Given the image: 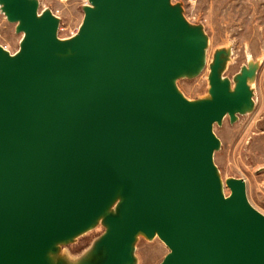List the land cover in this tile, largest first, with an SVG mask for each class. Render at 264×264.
<instances>
[{
	"label": "water",
	"instance_id": "95a60500",
	"mask_svg": "<svg viewBox=\"0 0 264 264\" xmlns=\"http://www.w3.org/2000/svg\"><path fill=\"white\" fill-rule=\"evenodd\" d=\"M0 4L24 32L16 54L0 45V264H63L50 251L104 213L93 264H133L140 231L169 247L160 264H264V214L214 160L252 70L232 91L218 52L211 98L179 92L207 38L171 0H90L69 39L39 0Z\"/></svg>",
	"mask_w": 264,
	"mask_h": 264
},
{
	"label": "rangeland",
	"instance_id": "374dc122",
	"mask_svg": "<svg viewBox=\"0 0 264 264\" xmlns=\"http://www.w3.org/2000/svg\"><path fill=\"white\" fill-rule=\"evenodd\" d=\"M39 3L40 12L49 9L58 17L59 38L69 39L79 32L90 0H39ZM171 4L179 6L184 18L200 28L208 40L205 68L199 73L180 75L176 80L185 97L191 101L211 98V67L218 52H229L221 77L234 89L244 69L255 72V107L233 116L227 114L214 124L221 142L214 160L225 184V194L231 193L227 186L229 178L244 179L249 203L264 214V0H171ZM23 37L18 22L10 21L0 8V45L16 54ZM119 201L118 197L111 204L110 212L117 210ZM106 230L103 217L82 233L58 242L50 251V260L71 264L92 248ZM169 250L159 236L137 234L133 264H160Z\"/></svg>",
	"mask_w": 264,
	"mask_h": 264
},
{
	"label": "bare ground",
	"instance_id": "6f19581e",
	"mask_svg": "<svg viewBox=\"0 0 264 264\" xmlns=\"http://www.w3.org/2000/svg\"><path fill=\"white\" fill-rule=\"evenodd\" d=\"M88 6L94 7L92 4H88ZM1 7H2V4H0V8ZM207 44H208V40H207ZM206 48H207V46H206ZM228 53H229L228 51H224L221 54V68H220V71L222 70V68L225 65L226 58L229 56ZM207 62H208L207 49H205L204 57H203L201 63L196 67L194 72H197V73L201 72L205 68V65L207 64ZM250 64H251V66H253V64H254V61L252 60V58L250 59ZM254 80H255V72L254 71H250L249 74H248V84H249L250 90H251L250 101L247 102L242 107V109H239L238 111H236L235 114H237L239 112H242V111L251 110V109H253L255 107L256 99L254 97V95H255V90H254V87H253ZM236 82H237V79H236ZM231 89H232V91H234V87L233 86H231ZM222 190L225 193V184H224L223 181H222ZM105 214L106 213L101 215L98 218V220L103 218L105 216ZM138 234H145V232L144 231H140ZM105 256H106L105 247H99L98 245H94L83 256H81L79 258H76L75 260L73 259L71 264H93V263H99L100 261H102L105 258Z\"/></svg>",
	"mask_w": 264,
	"mask_h": 264
}]
</instances>
